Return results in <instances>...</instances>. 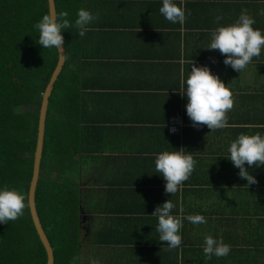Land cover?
I'll list each match as a JSON object with an SVG mask.
<instances>
[{
  "label": "crops",
  "instance_id": "obj_1",
  "mask_svg": "<svg viewBox=\"0 0 264 264\" xmlns=\"http://www.w3.org/2000/svg\"><path fill=\"white\" fill-rule=\"evenodd\" d=\"M176 2L185 9L183 23L163 17L161 0L80 1L99 17L84 36L76 28L71 40L81 56L76 78L85 147L75 167L87 235L83 264H264V165H246L256 177L247 185L227 157L240 133L264 134V48L240 73L206 48L212 30L234 22L242 10L264 34V0ZM193 64L208 65L230 88L228 127H194L187 116L180 90ZM172 117L179 121L176 132ZM176 148L190 151L196 165L171 195L155 172V158ZM166 199L176 205L173 214L207 220H184L182 244L172 249L159 240L151 214ZM206 235L222 238L229 254L209 259Z\"/></svg>",
  "mask_w": 264,
  "mask_h": 264
},
{
  "label": "trees",
  "instance_id": "obj_2",
  "mask_svg": "<svg viewBox=\"0 0 264 264\" xmlns=\"http://www.w3.org/2000/svg\"><path fill=\"white\" fill-rule=\"evenodd\" d=\"M81 0H56L57 14L67 10L72 22L62 30L66 61L50 96L41 175L36 193L38 212L54 248V264H83L80 173L75 163L82 144L81 59L71 40ZM49 14L48 0H0V186L29 193L44 90L57 65V49L36 41L34 25ZM84 146V147H83ZM90 238V237H89ZM88 241V240H87ZM47 253L35 228L29 204L16 220L0 223V264H46Z\"/></svg>",
  "mask_w": 264,
  "mask_h": 264
},
{
  "label": "clouds",
  "instance_id": "obj_3",
  "mask_svg": "<svg viewBox=\"0 0 264 264\" xmlns=\"http://www.w3.org/2000/svg\"><path fill=\"white\" fill-rule=\"evenodd\" d=\"M159 12L172 23H183L186 19L185 9L176 0H161ZM264 15V9L260 10ZM67 10L58 14L45 13L34 25L38 31L36 41L42 49H61L65 44L62 30L71 26ZM98 14L90 10H77L75 26L78 35L84 36L89 25ZM222 19L217 16L216 20ZM255 19L241 11L238 18L226 25H218L211 32L208 49L218 50L223 56V63L239 73L246 68L253 57L261 54L264 48V34L259 28H254ZM186 97V114L194 127L206 125L210 130L228 127L226 113L233 107V97L227 84L208 65L193 64L189 75L180 90ZM174 130V129H173ZM177 149V148H176ZM163 150L155 158V172L159 173L164 181V191L171 195L176 193L183 181H186L194 170L196 160L190 151L185 152ZM227 157L239 169L238 175L246 179V184L256 183V177L250 174L249 167L264 165V134L240 133L230 142ZM28 206L27 194L9 186H0V223L16 220L24 214ZM176 205L166 199L151 213L158 219L156 230L159 240L167 243L169 249L177 248L182 244L181 228L183 221L192 224L207 223L203 214H189L184 217L172 213ZM231 250L228 243L222 238L206 235L203 243V253L211 259L212 256H227ZM71 264H75L73 258ZM89 264H100L98 259H91Z\"/></svg>",
  "mask_w": 264,
  "mask_h": 264
},
{
  "label": "water",
  "instance_id": "obj_4",
  "mask_svg": "<svg viewBox=\"0 0 264 264\" xmlns=\"http://www.w3.org/2000/svg\"><path fill=\"white\" fill-rule=\"evenodd\" d=\"M49 5V14H57V6L56 0H48ZM59 58L57 65L51 75V78L44 90L42 103L39 113V123H38V133H37V142H36V149L34 154V163H33V174L32 179L29 187L28 193V204L30 208V213L32 216V220L34 222L35 228L39 235L41 242L43 243L46 253H47V262L46 264H54L55 262V254L54 248L50 242V239L44 229L42 224L37 203H36V193L38 188V183L41 175V163L43 158V150H44V142H45V133H46V122H47V115H48V108L50 102V96L54 89L56 80L59 77L60 72L63 69V66L66 61V48L65 45L61 49H57Z\"/></svg>",
  "mask_w": 264,
  "mask_h": 264
},
{
  "label": "built area",
  "instance_id": "obj_5",
  "mask_svg": "<svg viewBox=\"0 0 264 264\" xmlns=\"http://www.w3.org/2000/svg\"><path fill=\"white\" fill-rule=\"evenodd\" d=\"M178 124H179L178 119L175 118V117H172L171 120H170V130L172 132H176L178 130Z\"/></svg>",
  "mask_w": 264,
  "mask_h": 264
}]
</instances>
